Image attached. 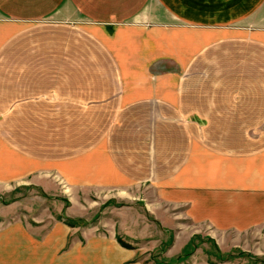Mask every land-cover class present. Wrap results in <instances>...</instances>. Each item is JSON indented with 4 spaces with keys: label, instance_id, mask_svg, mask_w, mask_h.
Returning <instances> with one entry per match:
<instances>
[{
    "label": "crops",
    "instance_id": "obj_1",
    "mask_svg": "<svg viewBox=\"0 0 264 264\" xmlns=\"http://www.w3.org/2000/svg\"><path fill=\"white\" fill-rule=\"evenodd\" d=\"M245 130L264 132V0H0V173L8 153L264 197V136L243 150ZM63 238L2 239L0 264H65L82 246Z\"/></svg>",
    "mask_w": 264,
    "mask_h": 264
},
{
    "label": "rangeland",
    "instance_id": "obj_2",
    "mask_svg": "<svg viewBox=\"0 0 264 264\" xmlns=\"http://www.w3.org/2000/svg\"><path fill=\"white\" fill-rule=\"evenodd\" d=\"M263 133L245 130L243 150ZM6 156L0 173V240L65 237L66 249L81 244L65 264H107L110 247L92 243L97 237L114 238L131 250L136 264H264V197L251 188L256 184L243 182L238 196L193 193L186 190L192 183L176 178L154 189L114 177L116 184L98 182L104 178L98 174L88 181L89 173L76 177L70 167L28 166Z\"/></svg>",
    "mask_w": 264,
    "mask_h": 264
},
{
    "label": "trees",
    "instance_id": "obj_3",
    "mask_svg": "<svg viewBox=\"0 0 264 264\" xmlns=\"http://www.w3.org/2000/svg\"><path fill=\"white\" fill-rule=\"evenodd\" d=\"M68 222H69V221H68ZM207 253L210 254L209 252H207ZM216 258H218V259H222V257L219 256V255H218V256L216 255Z\"/></svg>",
    "mask_w": 264,
    "mask_h": 264
}]
</instances>
